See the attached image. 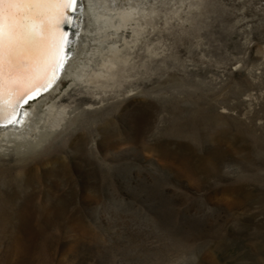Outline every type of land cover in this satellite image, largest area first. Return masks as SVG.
I'll return each instance as SVG.
<instances>
[{
  "label": "rangeland",
  "instance_id": "374dc122",
  "mask_svg": "<svg viewBox=\"0 0 264 264\" xmlns=\"http://www.w3.org/2000/svg\"><path fill=\"white\" fill-rule=\"evenodd\" d=\"M134 1L95 103L63 77L48 97L79 109L45 163L0 154V264H264V0ZM43 195L79 221L43 222Z\"/></svg>",
  "mask_w": 264,
  "mask_h": 264
},
{
  "label": "bare ground",
  "instance_id": "6f19581e",
  "mask_svg": "<svg viewBox=\"0 0 264 264\" xmlns=\"http://www.w3.org/2000/svg\"><path fill=\"white\" fill-rule=\"evenodd\" d=\"M73 1L42 0V6L38 9H34V11L42 13V16L39 20H34L33 23L37 25L43 23L47 26L46 30L41 33L43 42L40 45L31 43H21L18 45L13 53L16 65H12L9 61V50L7 48L0 49V54L5 58L8 67L12 68L8 71L10 77L13 78L12 85L22 83L25 87L29 84H35L40 79L46 77L50 70L56 65V57L62 55V50L59 48L60 45L57 48V44L59 42L61 43L63 39L58 23L61 12L62 10L64 11L65 8L72 11L74 6L76 7L69 46L72 47V45H75L79 47V49L81 48V51H84V48H86L85 43H88V40L97 43V47L92 48L89 52L87 51L85 61L82 65L75 68H67L66 74L62 71L60 79L48 93L38 98L36 100L37 103H35L36 101L32 102L33 104L30 110L24 108L19 116L15 118V125H8L5 127L7 122L0 125V154L12 152L14 156L24 159L25 157L31 158L39 153L36 159H38L40 163H45V160L41 157L43 152L39 151L44 150L46 144L54 138L62 135L65 126L71 123L72 116L79 109V107L60 104V98H58L57 101L47 104L49 96L60 92L59 87L62 77L72 81L69 85V89L76 92V98L72 100L75 104L79 103L84 98H88L89 102L94 104L97 99L94 98V90L100 86L103 80L114 81L116 78V65L123 60L121 56L122 49L120 50L114 44L113 46L106 47L105 51L102 47L104 44L108 43L111 36L125 30L129 23L134 20L135 15L139 12L136 2L134 0H86V10H83L82 0H77V2L74 3ZM122 1L126 2L128 8L117 6ZM85 21L87 23L89 22V27L92 26V30L86 29ZM69 51L68 56L70 59L72 57V52L71 50ZM0 79L9 83L6 81L1 70ZM3 81L0 82V90H3L5 94L7 90H5L6 87ZM62 95L63 97H68L67 91ZM88 106L90 109L91 104ZM101 133L103 135L102 143L110 145H120L126 142L132 143L134 140V138L130 136H121L117 129L111 125H102ZM84 143L83 139L80 144L83 146ZM160 154L162 157H166L167 152L161 149ZM89 159L91 158H88L90 162ZM56 164L60 165L57 161L52 162L51 165L53 166L51 173ZM62 168L63 166L61 165L60 171ZM41 198L42 201L40 202L39 200V204L38 206H34V210L41 213L44 219L43 222H47L45 220L48 217L43 215L46 213L49 216L56 217L59 223L58 225L56 224L57 228L61 227V224L67 222L79 221L78 218L74 219L73 217L69 219L64 216L66 203L55 205L53 203V197L50 195H43ZM152 264H154V262H152Z\"/></svg>",
  "mask_w": 264,
  "mask_h": 264
},
{
  "label": "water",
  "instance_id": "95a60500",
  "mask_svg": "<svg viewBox=\"0 0 264 264\" xmlns=\"http://www.w3.org/2000/svg\"><path fill=\"white\" fill-rule=\"evenodd\" d=\"M74 2H77V0L73 1V3ZM75 10V6L72 11L68 8H65L64 11L62 10L58 25L63 39L61 43L59 42L57 44V48L60 45L59 48H61L60 50H62V55L60 57L59 55L58 57H56L57 63L55 67L50 70L46 77L40 79L37 83L29 84L25 87L22 85V83L12 85L13 78L10 77L8 73V71L12 68L8 67L5 58L0 54V70L4 75L6 81L9 82L7 83L0 79V82H4L5 85L3 83L2 84L6 87L5 90H7L5 94L3 90H0V105L3 104L2 106H0V125L7 122V120H4L2 117L4 114H7L9 111H11L13 107L16 108V112L13 113V116L11 118L15 119L28 104L36 101L38 98L48 93L60 79L61 72L64 71V68L69 59L68 52H70L69 50L71 48V46H69V39L72 33V22L76 14ZM62 64L63 67H61ZM57 77H59V79H56ZM29 96L35 97V99L28 100ZM1 97L3 98V100ZM26 100L28 101V103H25Z\"/></svg>",
  "mask_w": 264,
  "mask_h": 264
},
{
  "label": "snow or ice",
  "instance_id": "6c2138e0",
  "mask_svg": "<svg viewBox=\"0 0 264 264\" xmlns=\"http://www.w3.org/2000/svg\"><path fill=\"white\" fill-rule=\"evenodd\" d=\"M41 6L42 0H0V49L9 50V61L12 65H16L13 53L18 45L21 43L40 45L43 42L41 33L47 26L43 23L39 25L33 23L42 16V13L34 11ZM32 99L35 97H28V100ZM25 103L28 101L26 100ZM15 112L16 108L13 107L11 111L3 115L2 118L7 120L5 127L16 124V120L11 118Z\"/></svg>",
  "mask_w": 264,
  "mask_h": 264
}]
</instances>
